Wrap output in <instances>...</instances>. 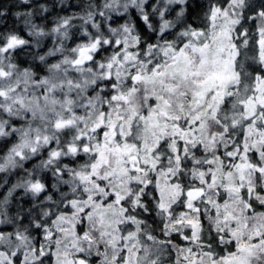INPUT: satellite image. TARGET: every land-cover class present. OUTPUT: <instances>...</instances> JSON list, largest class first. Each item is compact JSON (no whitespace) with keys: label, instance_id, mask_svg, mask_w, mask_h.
Listing matches in <instances>:
<instances>
[{"label":"snow or ice","instance_id":"snow-or-ice-1","mask_svg":"<svg viewBox=\"0 0 264 264\" xmlns=\"http://www.w3.org/2000/svg\"><path fill=\"white\" fill-rule=\"evenodd\" d=\"M16 7L0 264H264V0Z\"/></svg>","mask_w":264,"mask_h":264},{"label":"trees","instance_id":"trees-1","mask_svg":"<svg viewBox=\"0 0 264 264\" xmlns=\"http://www.w3.org/2000/svg\"><path fill=\"white\" fill-rule=\"evenodd\" d=\"M72 4H87L88 0H71ZM19 4V0H0V6H3L7 11H8V15L6 17L7 19V23L9 26H11L13 23L16 22L15 17L12 15V13L16 12V11H23V7H16V5ZM73 11H79V9L76 8H66L65 11L61 14H71ZM55 14V12H53V15ZM119 22V21H118ZM16 179V177H12L10 182H9V187L11 186V183L14 182ZM0 183H2V181H0ZM3 191L6 193L7 189H3Z\"/></svg>","mask_w":264,"mask_h":264}]
</instances>
